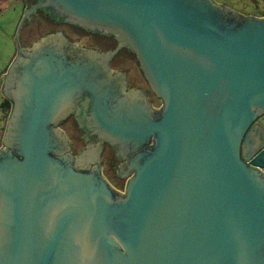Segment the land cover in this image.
Masks as SVG:
<instances>
[{
  "label": "water",
  "instance_id": "1",
  "mask_svg": "<svg viewBox=\"0 0 264 264\" xmlns=\"http://www.w3.org/2000/svg\"><path fill=\"white\" fill-rule=\"evenodd\" d=\"M38 6L123 35L162 105L59 35L19 48L3 82L16 103L0 264H264V17L213 0H35L15 39ZM79 98V126L127 158L124 193L73 167L56 125Z\"/></svg>",
  "mask_w": 264,
  "mask_h": 264
},
{
  "label": "flooded vegetation",
  "instance_id": "2",
  "mask_svg": "<svg viewBox=\"0 0 264 264\" xmlns=\"http://www.w3.org/2000/svg\"><path fill=\"white\" fill-rule=\"evenodd\" d=\"M34 1L21 0L24 5H21L23 11L20 19L26 3ZM54 35H59L55 41L63 45L62 48L69 50L67 54L73 59H81L83 57L81 52L88 51L106 55L109 65L106 66L112 70L110 76H118L126 92L130 94L135 90L138 93L143 92L142 94L148 97L149 103L156 109L162 105L142 71L136 52L123 35L115 31L88 29L79 19L57 11L55 6L33 7L25 14L17 34L16 44L19 42V46L16 53L0 74V157L4 156L8 150L12 151L8 138L13 125L16 103V96L12 94L15 93L14 80L11 79L3 85L4 75L8 72V66L19 48L21 53L24 52L23 55H26L42 37L53 39ZM110 63L113 68L110 67ZM5 96H8L10 101H7ZM87 106V100L79 98L66 112L64 111L62 120L56 125L60 132L68 134V153L72 157L73 167L83 172H91L99 168L112 190L118 194L124 193L128 177L132 174L127 168V158H119L115 148L98 130L83 126L82 121L79 126L78 120ZM259 120L264 122V113L256 119L258 123ZM97 148V152H94ZM15 153L13 150V154Z\"/></svg>",
  "mask_w": 264,
  "mask_h": 264
},
{
  "label": "rangeland",
  "instance_id": "3",
  "mask_svg": "<svg viewBox=\"0 0 264 264\" xmlns=\"http://www.w3.org/2000/svg\"><path fill=\"white\" fill-rule=\"evenodd\" d=\"M213 1H215L216 3L219 2L225 4L227 6L235 8L236 10L237 9L248 10L249 8H252L254 6V1H256V3H258L257 1H261L259 2V4H261L263 3L264 0H213ZM0 4H1L0 6V74H1V72L6 68V66L9 64V62L16 53L17 46L15 45L16 39L14 35L16 33L18 21L20 19L23 10L19 1L16 0H4V1H0ZM111 63H110V67L113 68L111 66ZM63 134L67 140L68 134L66 132H63Z\"/></svg>",
  "mask_w": 264,
  "mask_h": 264
},
{
  "label": "crops",
  "instance_id": "4",
  "mask_svg": "<svg viewBox=\"0 0 264 264\" xmlns=\"http://www.w3.org/2000/svg\"><path fill=\"white\" fill-rule=\"evenodd\" d=\"M0 1H4V0H0ZM16 1H19V3H20V5H24V2H21V0H16ZM249 2V1H248ZM258 3H256V1H254V6L252 7V8H249L248 10H240V9H235V8H232V7H230V6H227V5H225V4H222V3H219V2H217V3H219V4H221V5H224L225 7H228V8H230V9H233V10H235V11H237V12H239V13H241L242 15H251V16H255V17H259V18H261V17H264V1H263V3H261V4H259V2H261V1H257ZM259 4V5H258ZM0 6H1V4H0ZM23 7V6H22ZM255 7V8H254ZM15 33V32H14ZM15 36V35H14ZM14 38V37H13ZM15 45H17V44H15Z\"/></svg>",
  "mask_w": 264,
  "mask_h": 264
}]
</instances>
